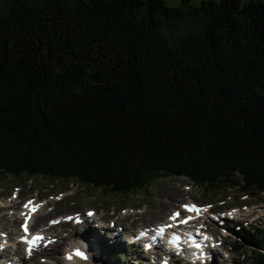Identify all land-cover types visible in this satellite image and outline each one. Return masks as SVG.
Segmentation results:
<instances>
[{"label": "trees", "instance_id": "trees-1", "mask_svg": "<svg viewBox=\"0 0 264 264\" xmlns=\"http://www.w3.org/2000/svg\"><path fill=\"white\" fill-rule=\"evenodd\" d=\"M7 175L264 194V0H0ZM244 235L264 264V227Z\"/></svg>", "mask_w": 264, "mask_h": 264}, {"label": "rangeland", "instance_id": "rangeland-1", "mask_svg": "<svg viewBox=\"0 0 264 264\" xmlns=\"http://www.w3.org/2000/svg\"><path fill=\"white\" fill-rule=\"evenodd\" d=\"M247 1L249 0H243V2ZM164 2L166 5L173 7L182 4V0H164ZM198 2L199 0H192L194 4H198ZM189 180V178L174 175L157 177L152 178L150 184L144 190L133 191L128 194H115L105 189H95L89 185L79 184L75 180H51L26 175L20 177L0 176V229L7 228L6 231L15 232L17 226L19 227L22 222L18 218L20 215L18 211L21 208L26 209L23 204L28 201L41 204L40 211L32 221L33 230L47 227L48 220L61 219L65 214L73 212L82 214L86 209H94L97 218L99 217L106 222L105 226H108V220L114 223L112 227L109 225V230L93 229L81 236V228L74 226L72 223H65L57 225L50 232L58 231L61 236H66L68 242L77 237L87 240L88 235L91 234L99 235V239L102 236L103 240L100 241L97 248L95 247L96 244L94 245L92 250L94 255L91 256L90 260L81 261L84 264H100L102 259H106L109 254L116 256L119 253L120 256L117 255V257L120 258L115 264H150V261L143 258L140 250V255L137 256L139 258L135 259V255L130 253L132 248L125 244L124 239H115V237L106 239L104 234L109 235L119 226H123L125 230H128L134 225L140 226L163 222L172 209L179 208L181 202L194 200L206 205L211 212L208 214L210 216L209 220L205 221L203 228L219 240L217 249L220 257L224 260V262H212H215L214 264L247 263V256L251 255V244L246 240L243 242L237 235H233L228 228L232 227L234 223L225 222L222 212L217 211L231 207L239 210L240 215L237 220L239 225L235 226V229L245 237L244 232L246 230L253 231L264 227V194L245 195L240 192V189L236 188H221L215 192L206 191L197 185H193ZM209 205L210 207H208ZM14 217H17V219L13 223L12 219ZM222 233H224L223 236ZM125 234L128 235V233ZM68 242L64 244L59 242L55 246L46 249L43 254L36 257L37 261L46 262L47 260L43 259L46 257L56 261L50 264H66L64 253L67 249L63 248L65 244L68 245ZM238 244L241 245L239 249L236 248ZM137 247L141 249L142 244L137 245ZM79 251L87 256L84 249ZM12 258L13 256H11ZM0 259H2L0 264L10 262V257L7 258L4 252L3 255H0ZM26 264H31V259L27 260Z\"/></svg>", "mask_w": 264, "mask_h": 264}, {"label": "bare ground", "instance_id": "bare-ground-1", "mask_svg": "<svg viewBox=\"0 0 264 264\" xmlns=\"http://www.w3.org/2000/svg\"><path fill=\"white\" fill-rule=\"evenodd\" d=\"M3 203L6 204L5 202H3ZM4 204H2V205H4ZM40 205L41 204H35L34 205V207H36V211L35 212L30 211L29 209H26V210L25 209H21L20 210V213H18V214H20V216H21L22 214L25 213L24 216L27 215L28 218L34 217V216H36L37 211L38 210L40 211V209H39L40 208ZM181 213H182V211L179 212V214H181ZM173 215H175V213L174 214H170L169 217H168V220L170 222H178V220L176 218L175 219H172L171 218ZM228 216H230V215H228ZM204 217H205V213L204 212H203V214H200L198 216V219H197L198 223H197V225H199V226H203L204 225ZM16 219H17V217H14L12 219L13 223L15 222ZM181 219H179V221ZM30 220L27 219V221L31 222ZM6 229L5 228L4 229H0V248L5 250L6 257L7 258L10 257V261H13V259H15V258L13 257L11 259L12 253L9 250H11L12 252H14L15 253V256L19 257L20 259H24L25 260L27 253H25L24 249L23 250H20L21 249L20 248V246H21L20 234L23 231H21V228L18 229V226H17V230L15 232H9V231H6ZM222 235H224V234H222ZM113 236L115 237V239H118V238L121 237V230H119V227H116L115 228V231L113 233ZM125 236H127V234H125ZM94 237H96V238L99 239L100 236L99 235H96V234H91L90 236H88L87 240H84V239H81V238H78L77 237V238H74L72 241L74 242V245L78 249V251L81 250V249H84L86 251V253H87V256H89V255L92 256V255H94V253L92 251L93 248H94V245L96 244L95 247L97 248V245L100 243L101 240H103V237H101L99 240H97L96 238L94 239ZM66 242H68V241H66ZM112 242H114V241H112ZM8 243H11V245H13L15 247L14 248L11 247V249L8 246L3 247L4 245H8ZM213 243H214V246H217V244H218V243H216L215 240H213ZM68 250H70V249H68ZM135 250L136 249L133 248V251L130 252L131 255L136 254L135 253ZM152 259L155 260V257L153 256ZM76 261H77L76 260V255L74 253H72L71 260L68 261V262H66V264H77ZM78 262H79V264H84V262H81V261H78ZM13 263L18 264L16 261H13ZM152 263H155V261H152Z\"/></svg>", "mask_w": 264, "mask_h": 264}, {"label": "snow or ice", "instance_id": "snow-or-ice-1", "mask_svg": "<svg viewBox=\"0 0 264 264\" xmlns=\"http://www.w3.org/2000/svg\"><path fill=\"white\" fill-rule=\"evenodd\" d=\"M32 204H33L32 201H28V202L24 205V207L27 208V207H29V206L32 205ZM183 207H184L187 211H195V210H196V206H194V205L191 206V207H189L188 205H184ZM208 207H210V205H209ZM32 211L35 212V211H36V207H32ZM176 215H179V213H176V214L173 215L171 218H172V219H175V218H176ZM88 216H89V217L93 216V213L89 212V213H88ZM57 222H58V221H50V223H57ZM181 223H186V221H181ZM22 229H23V231H24L25 233L28 232L27 221H25L24 225H22ZM160 231L163 232L164 229H160ZM205 239L207 240L208 237H205ZM41 240H43V237L40 236V235L33 236V237L31 238V240H28V239H24V238H22V242L25 243V244H27V245L29 246V247L26 249V251L28 252L29 255H31V252H32L33 247L37 246L38 242L41 241ZM50 242H51V241H50ZM196 247L199 248L200 245L197 244ZM76 255L79 256V257H81L82 259H86V256L84 255V253H82V252H80V251H77V252H76ZM66 258H71V257H66Z\"/></svg>", "mask_w": 264, "mask_h": 264}]
</instances>
